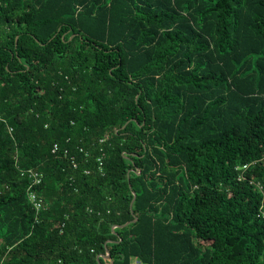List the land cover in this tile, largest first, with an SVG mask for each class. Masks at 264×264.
I'll list each match as a JSON object with an SVG mask.
<instances>
[{
    "label": "trees",
    "instance_id": "obj_1",
    "mask_svg": "<svg viewBox=\"0 0 264 264\" xmlns=\"http://www.w3.org/2000/svg\"><path fill=\"white\" fill-rule=\"evenodd\" d=\"M0 116V264H264V0H0Z\"/></svg>",
    "mask_w": 264,
    "mask_h": 264
},
{
    "label": "built area",
    "instance_id": "obj_2",
    "mask_svg": "<svg viewBox=\"0 0 264 264\" xmlns=\"http://www.w3.org/2000/svg\"><path fill=\"white\" fill-rule=\"evenodd\" d=\"M1 118L2 117L0 116V119ZM60 149H61V145L59 143H55L53 146V152H58ZM73 164H74V168L78 167V164L75 162V158L73 159ZM248 167H249V164L247 163V164H244L243 166H238L237 169L239 170L247 169ZM22 174L25 176H28L31 180H33V183L35 184H39L43 180V174L40 171L32 169V168L22 171ZM251 182L254 183L262 191L263 203L261 206V212L264 215V185L258 181H251ZM30 197L38 208H40L43 205L42 199L37 195L36 192L31 191Z\"/></svg>",
    "mask_w": 264,
    "mask_h": 264
},
{
    "label": "water",
    "instance_id": "obj_3",
    "mask_svg": "<svg viewBox=\"0 0 264 264\" xmlns=\"http://www.w3.org/2000/svg\"><path fill=\"white\" fill-rule=\"evenodd\" d=\"M133 199H132V201H131V206H133V204H134V202H135V199H136V192H134L133 191ZM137 220V217H135L133 220H131V221H128L125 225H129L131 222H134V221H136ZM115 227H117V226H114L113 228H115ZM104 257L105 258H110V254L109 253H107L106 255H104Z\"/></svg>",
    "mask_w": 264,
    "mask_h": 264
},
{
    "label": "rangeland",
    "instance_id": "obj_4",
    "mask_svg": "<svg viewBox=\"0 0 264 264\" xmlns=\"http://www.w3.org/2000/svg\"><path fill=\"white\" fill-rule=\"evenodd\" d=\"M135 264H140L138 261H135Z\"/></svg>",
    "mask_w": 264,
    "mask_h": 264
}]
</instances>
